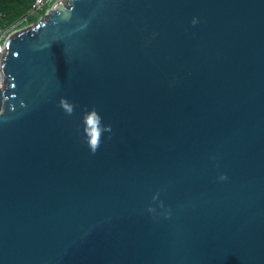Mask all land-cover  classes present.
Masks as SVG:
<instances>
[{
	"label": "water",
	"instance_id": "95a60500",
	"mask_svg": "<svg viewBox=\"0 0 264 264\" xmlns=\"http://www.w3.org/2000/svg\"><path fill=\"white\" fill-rule=\"evenodd\" d=\"M45 16L2 63L0 264H264V0Z\"/></svg>",
	"mask_w": 264,
	"mask_h": 264
},
{
	"label": "clouds",
	"instance_id": "9594fccd",
	"mask_svg": "<svg viewBox=\"0 0 264 264\" xmlns=\"http://www.w3.org/2000/svg\"><path fill=\"white\" fill-rule=\"evenodd\" d=\"M197 23H199V20L197 18H193L192 20L193 26H195ZM59 107L64 111V113L67 116H72L75 114L76 105L74 103L69 102L67 98L60 99ZM82 123L85 126L84 127V137H85L84 143L89 148L91 154L94 155L99 150L103 142L104 134L106 132L107 133L112 132L111 125H105L103 123L102 116L94 108L89 111L86 107L84 109ZM110 138L111 136H109V139ZM221 179L222 180L227 179V177L222 176Z\"/></svg>",
	"mask_w": 264,
	"mask_h": 264
},
{
	"label": "trees",
	"instance_id": "16d2710c",
	"mask_svg": "<svg viewBox=\"0 0 264 264\" xmlns=\"http://www.w3.org/2000/svg\"><path fill=\"white\" fill-rule=\"evenodd\" d=\"M34 2L35 0H0V14H2L1 25L3 27L15 26L24 17H28L27 22L29 24L36 23L41 16L43 17L46 14L47 10L43 11V13L41 12L42 14L40 16L38 15V17L29 16L30 8Z\"/></svg>",
	"mask_w": 264,
	"mask_h": 264
},
{
	"label": "built area",
	"instance_id": "2783aa9c",
	"mask_svg": "<svg viewBox=\"0 0 264 264\" xmlns=\"http://www.w3.org/2000/svg\"><path fill=\"white\" fill-rule=\"evenodd\" d=\"M55 0H35V2L32 4L29 16H38L41 12L48 10L49 6L54 2ZM28 17H24L21 21L18 22L15 26L12 27H3L1 25L2 23V14H0V90H3L5 87V80L2 74V63L3 58L6 53V42L8 37L13 34V32L17 31L18 29H23L29 27L31 24L27 22ZM20 26V27H19ZM19 27L18 29H16Z\"/></svg>",
	"mask_w": 264,
	"mask_h": 264
},
{
	"label": "rangeland",
	"instance_id": "374dc122",
	"mask_svg": "<svg viewBox=\"0 0 264 264\" xmlns=\"http://www.w3.org/2000/svg\"><path fill=\"white\" fill-rule=\"evenodd\" d=\"M59 1H61V2H63V3H66V2H67V0H55L54 3H55V2H59ZM54 3H52L51 6H52ZM51 6H50V7H51ZM49 9H50V8H49ZM42 13H43V12H42ZM42 13H40V14H42ZM40 14H39V16H40ZM37 17H38V16H37ZM44 17H46V16H45V15H44L43 17L41 16V18H44ZM41 18H40V19H41ZM40 19H39V20H40ZM39 20H38V21H39ZM38 21H37V22H38ZM33 24H34V23H33ZM31 25H32V24H31ZM20 29H21V28H20ZM4 87H5V85H4Z\"/></svg>",
	"mask_w": 264,
	"mask_h": 264
},
{
	"label": "bare ground",
	"instance_id": "6f19581e",
	"mask_svg": "<svg viewBox=\"0 0 264 264\" xmlns=\"http://www.w3.org/2000/svg\"><path fill=\"white\" fill-rule=\"evenodd\" d=\"M48 18V17H47ZM3 77H4V80H5V77H6V75L3 73ZM5 82H6V80H5ZM4 99H5V97H4ZM5 100H3V102H4Z\"/></svg>",
	"mask_w": 264,
	"mask_h": 264
}]
</instances>
